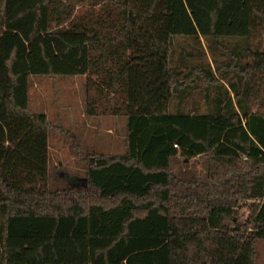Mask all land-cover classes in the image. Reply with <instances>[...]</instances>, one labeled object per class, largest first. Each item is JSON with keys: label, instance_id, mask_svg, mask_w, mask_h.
<instances>
[{"label": "trees", "instance_id": "16d2710c", "mask_svg": "<svg viewBox=\"0 0 264 264\" xmlns=\"http://www.w3.org/2000/svg\"><path fill=\"white\" fill-rule=\"evenodd\" d=\"M85 2L0 0V264H255L264 112L250 78L264 51L240 43L264 25V0H92L98 13L72 18ZM175 36L233 42L206 112L182 105L214 73L173 61ZM84 74L122 96L125 152L86 154L84 184L52 190L50 123L29 108V76Z\"/></svg>", "mask_w": 264, "mask_h": 264}, {"label": "rangeland", "instance_id": "374dc122", "mask_svg": "<svg viewBox=\"0 0 264 264\" xmlns=\"http://www.w3.org/2000/svg\"><path fill=\"white\" fill-rule=\"evenodd\" d=\"M92 0L84 4L76 3L72 18L90 17L89 13H98L100 5H92ZM64 21L58 27H66ZM52 26L57 27L54 23ZM254 35L247 42L240 43L242 47H249L251 51H264V25L257 24ZM233 42L219 38L216 41L203 37L193 40L188 37L175 36L171 44L173 61L178 57L187 64H199L210 68L214 73V81L209 86L204 82L191 91V95L182 105L185 110L206 112L207 100L205 89L209 97L214 98L223 91L225 75H220L225 69V46H232ZM189 53L190 55H188ZM248 62L256 60L253 56L244 59ZM184 69V68H183ZM215 70H219L217 73ZM224 72V71H222ZM88 75H30L28 87V105L31 111L45 113L50 130L49 145V189H56L70 185L81 186L85 170L83 157L86 154H123L125 152V117L112 115V109L118 108L123 113L122 96L118 92L99 94L94 82L96 76ZM219 87V88H218ZM251 106L264 112V70L253 74L250 78ZM177 98L171 99V107H175ZM92 107L95 115L87 113V107ZM177 164L185 168L180 160ZM188 167L195 172L203 170L202 159L196 158L188 163ZM255 264H264V239L255 243Z\"/></svg>", "mask_w": 264, "mask_h": 264}]
</instances>
